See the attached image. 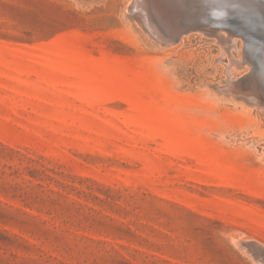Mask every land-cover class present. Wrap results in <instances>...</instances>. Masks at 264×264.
Listing matches in <instances>:
<instances>
[{
	"label": "rangeland",
	"instance_id": "1",
	"mask_svg": "<svg viewBox=\"0 0 264 264\" xmlns=\"http://www.w3.org/2000/svg\"><path fill=\"white\" fill-rule=\"evenodd\" d=\"M149 4L0 0V264H264L244 43Z\"/></svg>",
	"mask_w": 264,
	"mask_h": 264
},
{
	"label": "bare ground",
	"instance_id": "2",
	"mask_svg": "<svg viewBox=\"0 0 264 264\" xmlns=\"http://www.w3.org/2000/svg\"><path fill=\"white\" fill-rule=\"evenodd\" d=\"M203 1H205L206 3H203ZM209 1H210V8L207 5V3ZM254 1L255 0H212V1L211 0H150V4L148 7L150 8L152 17L155 20H157L160 24H163V25L171 26L173 19L175 17H178L180 19L179 21H180L181 25L187 24L188 26H190V29L188 31L193 32V30H200V29H202V27L208 28V29H206L207 31H215V30L216 31H219V30L222 31L224 29L223 31L225 32V34L224 33L223 34H224L225 38H227V34L235 36L236 38H237V36L240 37L241 42L243 41V43H244L245 58H246L245 62L250 67V74L247 75V77L245 78V82L253 90H256V88L258 87L259 91H256V92L264 100V51H263L262 46H259V44L257 42H252L251 38H250V35H253L251 30L253 32H255L256 30H259L262 32L264 30V19H263V17L259 16L260 13H253L252 14L251 9L253 7L252 3H255ZM259 1H264V0H259ZM199 5H201V6H199ZM237 9L240 11L243 10L247 13L246 17L241 16V18H240V20L247 18L248 21H242V22H244V24L242 22L230 21L228 19L229 16L230 17H234V16L238 17L241 14L240 12L237 11ZM247 11H249V12H247ZM253 11H256V10L253 9ZM209 13H210L211 17L208 16ZM250 18H254L253 19L254 23H251ZM257 20H258V24H260L262 26V27L260 26L261 28L260 27L258 28ZM195 26H198L200 28H196ZM209 27H211V29H209ZM203 30H205V29H203ZM207 31H203V33L207 32ZM196 32H198V31H196ZM160 35L162 36V34H160ZM186 35L188 36V34H185V36ZM205 35H206V33H205ZM161 36H160V38H161ZM164 37H165V35H164ZM170 38H172V37H170ZM174 38H175V36L172 39H174ZM182 38H180V39H182ZM177 39H178V35H177ZM237 39H239V38H237ZM260 40H261V38H260ZM235 60H236V58H235ZM248 65H246V66H248ZM246 66H245V68H246ZM245 71H247V70H245ZM247 72H246V74H247ZM243 73H245V72H243ZM232 76L233 75L231 74V78H232ZM236 80H238V79H236ZM236 83H237L236 86L238 87V85H239L238 83H240V82H236ZM240 85H243V84H240ZM236 86H234V87H236ZM238 88H236V89H238ZM241 88L243 89L245 87H241ZM241 88H239V89H241ZM235 93H237V92H235Z\"/></svg>",
	"mask_w": 264,
	"mask_h": 264
},
{
	"label": "water",
	"instance_id": "3",
	"mask_svg": "<svg viewBox=\"0 0 264 264\" xmlns=\"http://www.w3.org/2000/svg\"><path fill=\"white\" fill-rule=\"evenodd\" d=\"M212 1V0H211ZM202 2V1H201ZM255 3H252L253 4V7H252V14L253 13H260L259 14V16H261V17H263V19H264V1H259V0H255L254 1ZM203 3H206L205 1H203ZM207 5L209 6V8H210V1L207 3ZM199 6H201V5H199ZM253 9H255L256 11H253ZM237 11L238 12H240L241 14L238 16V17H236V16H234V17H228V19L230 20V21H237V22H242V21H248L247 20V18H244V19H242V20H240V18H241V16L242 17H246V12L245 11H240V10H238L237 9ZM247 12H249V11H247ZM208 16L209 17H211V15H210V13L208 14ZM253 19L254 18H250V20H251V23H254V21H253ZM243 24H244V22H242ZM257 24H258V20H257ZM258 26V28L261 26L260 24H258L257 25ZM262 27V26H261ZM260 27V28H261ZM257 28V29H258ZM248 29V28H247ZM251 32L253 33V35H250V38H251V41L252 42H257L258 44H259V46H262L263 47V51H264V30L261 32V31H259V30H256L255 32H253L252 30H251ZM260 38H261V40H260ZM262 49V48H261Z\"/></svg>",
	"mask_w": 264,
	"mask_h": 264
}]
</instances>
